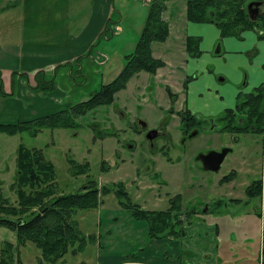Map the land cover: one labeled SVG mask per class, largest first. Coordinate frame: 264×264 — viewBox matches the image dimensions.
<instances>
[{
  "label": "rangeland",
  "instance_id": "obj_1",
  "mask_svg": "<svg viewBox=\"0 0 264 264\" xmlns=\"http://www.w3.org/2000/svg\"><path fill=\"white\" fill-rule=\"evenodd\" d=\"M151 1L109 0V14L91 43L88 46H75V57L61 66L55 65L53 69L45 71L46 79H52L54 83L51 88H30L24 74L21 80L24 81L25 87H29L27 91L22 92L14 82L13 97L19 99L21 105H32L34 98L30 97L38 96L43 98L41 106L34 105L25 113L0 117V123L31 120L68 109L80 101L87 100L101 90L103 85L113 81L123 69L127 55L135 51L146 24ZM6 2L8 0H0V5ZM84 9L86 4L82 7V10ZM184 10L185 0L167 2L163 18L172 23L171 33L165 41L151 43L152 56L162 61L163 66L156 68L153 73H133L125 81L124 87L114 94L111 103L97 105L83 115L74 117L76 125L61 128L29 124L16 134L0 132V190L3 197H7L12 204H17L12 183L16 173V150L20 143L28 148L40 149L44 158L52 162L55 169L54 184L59 193H75L81 190L89 179L95 180L99 186L105 185L109 192L101 196L102 202L99 206L95 209L79 210L73 217L78 221V227L85 237L91 233L101 237L104 231L107 232V235L101 238L103 248L110 252L118 249L116 254H107L118 257H125L126 253L138 255L143 251L139 250L143 245L142 240H146L144 250L148 240L144 222L132 219L130 211L125 210L127 208L118 202L115 195L117 183L123 184L125 202L137 204L146 210H166L171 204L170 200L178 193L182 195L181 209L184 211L196 210L198 203L212 197L222 199L228 206L219 209V214L209 216L208 223L210 219V223L219 225L220 237L224 233L234 232L236 235L232 233L235 237L233 241L227 238V243H220L219 253L225 254L220 256L224 264H261L262 219L253 212L256 206L260 207L261 201L256 203V199H250L248 203L236 204L229 198L241 197L240 194L233 191L229 193L231 185L222 183H218L219 188L206 198L207 193L202 187L208 178L217 180L228 174L232 168H246L245 158L252 152H262L261 137L252 134L227 136L221 133L219 129L226 122L221 118L224 111L218 115L212 114L211 117L197 113L195 117L201 121L200 125L195 127L197 136L192 135V131L191 136L183 138L180 132V116L183 115L182 83L185 81L181 67L186 51ZM226 39L229 38H223L222 41L223 50L227 47L235 51L230 48L232 43H226ZM220 40L214 45L213 53L221 46ZM232 56L234 63L240 57L238 53ZM71 67L72 74L68 72L67 75L66 72ZM34 74L30 78L31 85L36 84ZM225 74L227 78L223 75L217 76L218 89L221 93L225 91L231 99L235 92L240 91L236 104L244 99L246 93L253 92L260 82L264 83V76L263 79L259 76L253 79L248 72V78L244 75L242 83L239 84L235 65ZM42 80V76H39L38 81L42 83ZM2 90L7 92L9 87L2 84ZM178 90L180 92H177ZM170 94L173 95V100ZM139 118L147 123V128L164 134L157 136L152 146L143 137V130L135 124ZM135 128L138 131H135ZM229 140L233 141V152L226 155L218 172L203 171L200 163L196 161L198 153L212 144ZM128 143L133 145L129 147ZM69 161L78 164L85 162L88 171L74 174L77 166L72 167L73 164ZM247 169H239L242 180L234 183L241 191L255 177L251 172L248 179L243 178L246 177ZM241 194L246 198L242 192ZM189 215V218L193 216L191 212ZM198 228L202 229V226ZM97 240L100 241L96 238V243L88 242L76 253L69 249L54 264H98L99 257L106 254L97 247ZM5 241L13 245L17 243L14 231L0 226V249ZM112 243L115 246H110ZM17 248L23 264H47L33 243L26 242ZM130 260L132 259L126 262L138 264Z\"/></svg>",
  "mask_w": 264,
  "mask_h": 264
},
{
  "label": "trees",
  "instance_id": "obj_2",
  "mask_svg": "<svg viewBox=\"0 0 264 264\" xmlns=\"http://www.w3.org/2000/svg\"><path fill=\"white\" fill-rule=\"evenodd\" d=\"M170 0H152L146 24L140 35L135 51L127 55L126 63L117 75L103 88L95 92L87 100L80 101L68 109L56 111L51 114L36 117L31 120L15 123H0V132L16 134L28 127L29 124L49 127H68L76 125L74 117L83 115L100 104L111 103L114 94L124 87L125 81L135 72L146 71L153 73L156 68L163 66V62L151 54V43L163 42L169 35V23L163 18V14ZM248 0H185L184 17L192 22L214 23L221 37H241L245 30L258 31V37L264 38V15L258 19L250 18L246 3ZM106 30V28H105ZM199 37L186 36L185 49L190 56H198ZM40 72L34 75L36 88L49 89L51 83L39 82ZM0 94L2 90V73L0 71ZM173 100V95L170 94ZM241 119L254 125L258 122L264 124V84L257 86L253 92L246 93L244 99L236 106ZM48 121V122H47ZM197 118L186 114L181 118V125L186 130L196 125ZM248 126V124H247ZM244 126L243 130H246ZM38 130V129H36ZM72 167L77 166L74 174L87 172L85 162L74 163L69 161ZM55 169L51 161L44 158L40 149L28 148L20 143L16 150V173L12 186L15 189L17 204H12L7 197H3L0 190V226H5L14 231L17 243L13 245L5 241L0 249V264H23L18 254L17 246L26 242L33 243L41 252L42 258L47 264H54L71 249L72 253L82 250L88 242H95L97 247L105 254H116L105 251L101 238L106 236L104 231L99 237L91 233L85 237L78 227V221L74 215L79 210L95 209L102 202L101 196L109 192L105 185H98L93 179L85 182L81 190L75 193L62 194L56 191ZM115 195L120 205L130 211L131 218L143 221L146 226L147 240L162 238H178L183 234V225L189 219V213L181 209V194H176L170 200V206L166 210H146L137 204H130L123 200L126 198L125 190L121 182L117 183ZM29 189V191H27ZM260 189L257 193H260ZM124 202V203H122ZM184 215V217H183ZM187 217L185 218V216ZM116 218L114 217L113 220ZM131 222V219H129ZM115 223V222H114ZM120 223V222H118ZM116 224V223H115ZM111 234V230L109 231ZM121 233L118 235L120 238ZM114 237V236H112ZM116 241V240H115ZM144 250L146 240L141 242ZM110 246H115L110 244ZM125 257L132 259L138 257L136 253H126ZM264 264V220L262 221V260Z\"/></svg>",
  "mask_w": 264,
  "mask_h": 264
},
{
  "label": "crops",
  "instance_id": "obj_3",
  "mask_svg": "<svg viewBox=\"0 0 264 264\" xmlns=\"http://www.w3.org/2000/svg\"><path fill=\"white\" fill-rule=\"evenodd\" d=\"M85 4L86 9L82 10ZM108 14L109 0H8L5 4H1L0 71L2 84L7 85L9 90L3 91L5 95L0 96V117L25 113L34 105L41 106L43 98L38 96L30 97L34 98L32 105H21L19 99L13 97L14 82L22 92H25L29 87L35 86L30 84L32 74L40 72L45 78V71L70 61L76 56L75 46H88L104 25ZM183 24L185 25L184 44L186 36L199 37L200 50L198 56H190L185 51L184 63L181 67L185 80L182 83L181 105H183L182 110L187 114L216 115L230 108V105L236 104L240 91L235 92V97L231 99L225 91L221 93L217 85V76L223 75L227 78L225 72L233 65L236 66L239 75V84L242 83L244 75L248 78V72L253 79L258 76L263 79L264 38L258 37V31L245 30L247 33L243 31L240 38L221 37L214 23H199L184 19ZM171 26L172 23H169V34ZM227 37L229 39H226V43H232L230 48L235 51L227 47L223 50L222 41ZM219 40L221 46L213 53L212 49ZM236 53L240 57L234 63L232 54ZM71 70L72 67L68 71L66 69L67 75ZM23 74L27 77L29 87H25L24 81L21 80ZM53 84L52 81L51 85ZM25 99L28 100L27 97ZM199 226H202V229H199ZM219 228L218 224L210 223V219L208 223V217L192 216L185 220L182 235L178 238L149 240L145 250L141 251L133 262L224 264L220 256L225 254L219 253L220 243H227V238L233 241L235 233L232 232L234 235L224 233L220 237ZM128 260L129 258L123 256L106 254L99 257L98 264H123Z\"/></svg>",
  "mask_w": 264,
  "mask_h": 264
},
{
  "label": "flooded vegetation",
  "instance_id": "obj_4",
  "mask_svg": "<svg viewBox=\"0 0 264 264\" xmlns=\"http://www.w3.org/2000/svg\"><path fill=\"white\" fill-rule=\"evenodd\" d=\"M253 1L261 2L260 5L256 9L254 7H252V10H253L252 14L255 17V20H258L264 15V0H248L246 3V9H247L248 3L253 2ZM72 69H73V67H72ZM70 73L72 74V70ZM42 79H43L44 83L45 82L52 83V79H46V77L45 78L42 77ZM237 104H239V103H237ZM237 104H235L233 107L222 110V112L224 111V113H223V116L221 118L225 119L226 122L221 126V128L219 130L221 131V133L223 132V134H225L227 136H233L234 134H241L243 136H246L248 134H252V135H257V136L261 137L262 152L261 153L252 152V154H250L249 157L248 156L246 157L247 159L245 158V161L247 163L246 168H248V169L245 172L246 177H243V178L248 179V175L251 172H253L255 174V177H253L251 179L250 183L249 184L247 183L242 188V191H241L240 189H238L236 187V185L234 183H236V182L239 183V181L242 180V177L240 175L241 172H239V169H240V171L241 170L243 171L246 168H244V167L242 168V167L238 166V169L232 168L228 172V174L222 176L220 179L214 180L213 177L208 178L206 183L202 187L205 190V192L207 193L206 198L209 197L210 195H213L214 194L213 191H215L217 188H219L218 183H222V185H229V184L231 185V188H229V190H228L229 193H232V191H233V192H236L237 194H240L241 197H230L229 198L230 201H232L236 204L240 205V204L248 203L250 199H256L257 200L256 203H258V202L260 203V201H261L262 204L260 205V207L256 206L255 209H253V212H254V214H257L259 217H261V219L263 221L264 220V124L260 126V124L258 122H256L255 126H254V125L247 123L246 121H243L241 119L238 108L236 107ZM182 111H183V115H184V113H186V112L184 110H182ZM222 112L220 111V112H218V114L222 113ZM218 114H216V115H218ZM182 116H180V117L182 118ZM137 120H136L135 124L140 129L143 130L142 134H143V137L146 139V137H145L146 132L148 130H150L151 128H147V126L145 128H141L139 126ZM200 123H201V121L199 120V118H197L196 125L190 129H188V130L183 128L181 125L180 132L182 134V137L186 138L188 136H191L192 131H194V133L192 135L197 136L198 131L195 127L200 125ZM247 124H248V126H247ZM244 126H247L246 130H243ZM134 130L138 131L137 128H135ZM161 134L164 135L162 132L158 131L157 136H160ZM146 140L148 141V143L150 145L151 142L148 139H146ZM127 145L129 147H131L133 145V143H128ZM224 148L228 149V152L226 153V155L229 153H232L233 152V141H231V140H229L228 142L221 141L220 143L215 144V145L212 144L211 146L206 147L204 151L199 152L197 155L196 161H198L200 163L201 169L205 172L209 171V172H216L217 173L218 170L220 169V167L216 171H211V170L205 168V165L206 164L212 165V161H210V160L209 161H203L200 157H201V155H204V154H206L212 150L220 152ZM226 155L224 156V158L226 157ZM222 162H221V164H222ZM242 163L244 165V161ZM221 164H220V166H221ZM258 189H260V191H261L260 193H257ZM241 192L243 193V195L246 198L242 197ZM197 205H198V207L196 210L187 209V212H191L193 216L209 217V216H215V215L219 214V212H220L219 209H221L223 207L226 208L228 206V204L224 203L222 201V199H216L213 197H212V199H208L206 201H203L202 203H198ZM188 216H191V215H188Z\"/></svg>",
  "mask_w": 264,
  "mask_h": 264
},
{
  "label": "water",
  "instance_id": "obj_5",
  "mask_svg": "<svg viewBox=\"0 0 264 264\" xmlns=\"http://www.w3.org/2000/svg\"><path fill=\"white\" fill-rule=\"evenodd\" d=\"M260 3L261 2L259 1H253V2H249L247 5V12L250 18L253 20H255V17L252 14L253 12L252 7L256 9L260 5ZM137 122L141 128H145L147 126V123L143 119H138ZM157 135H158V131L156 129H150L146 132L145 137L151 142V145H152V142L156 138ZM227 152H228V149L226 148L222 149L220 152L212 150L204 155H201L200 158L203 161H209V160L212 161V165L206 164L205 168L211 171H216L220 167V164L223 161L224 156L226 155ZM124 264H135V263L126 262Z\"/></svg>",
  "mask_w": 264,
  "mask_h": 264
}]
</instances>
